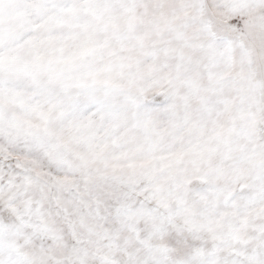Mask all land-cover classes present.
Wrapping results in <instances>:
<instances>
[{
	"label": "snow or ice",
	"instance_id": "6c2138e0",
	"mask_svg": "<svg viewBox=\"0 0 264 264\" xmlns=\"http://www.w3.org/2000/svg\"><path fill=\"white\" fill-rule=\"evenodd\" d=\"M0 264H264V0H0Z\"/></svg>",
	"mask_w": 264,
	"mask_h": 264
}]
</instances>
